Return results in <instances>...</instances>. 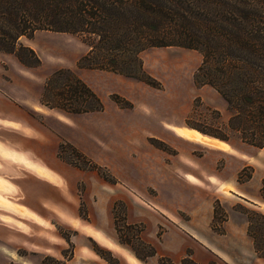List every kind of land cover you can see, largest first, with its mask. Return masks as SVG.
I'll return each instance as SVG.
<instances>
[{"label": "rangeland", "instance_id": "374dc122", "mask_svg": "<svg viewBox=\"0 0 264 264\" xmlns=\"http://www.w3.org/2000/svg\"><path fill=\"white\" fill-rule=\"evenodd\" d=\"M22 38L41 64L27 68L15 53L0 50V179L11 188L0 198L25 210L0 205V264H203L193 257L204 258L197 249L178 257L179 249L167 254L163 246L165 237L172 247L186 245L184 224L208 233L241 264H255L248 261L244 208L264 213V147L243 141L230 126L222 95L201 75L195 78L200 51L147 48L139 56L156 86L132 77L109 83L100 97L103 110L75 119L48 106L35 111L27 98L40 85L42 96L47 79L60 68L77 74L89 50L87 37L38 30ZM59 120L85 150L61 134ZM178 126L225 138L233 149L192 142L174 129ZM222 180L234 190L254 192L257 202L224 191L229 185Z\"/></svg>", "mask_w": 264, "mask_h": 264}, {"label": "trees", "instance_id": "16d2710c", "mask_svg": "<svg viewBox=\"0 0 264 264\" xmlns=\"http://www.w3.org/2000/svg\"><path fill=\"white\" fill-rule=\"evenodd\" d=\"M38 30L85 35L89 50L79 67L153 86L157 82L144 69L142 51L157 46L200 51L203 61L195 78L201 75L222 95L230 126L242 140L264 147V0H0L1 51L15 53L27 67L39 66L36 51L20 42ZM41 102L72 114L104 108L100 96L70 68L52 73ZM217 213L216 207L214 219ZM244 213L247 234L264 257V213L249 208Z\"/></svg>", "mask_w": 264, "mask_h": 264}, {"label": "crops", "instance_id": "0c3cea01", "mask_svg": "<svg viewBox=\"0 0 264 264\" xmlns=\"http://www.w3.org/2000/svg\"><path fill=\"white\" fill-rule=\"evenodd\" d=\"M77 69H78L77 70V75L84 82H86L100 97L103 96V91L106 89V87H108L106 85H108L109 83H113V82L120 83L122 81H127L126 80L127 78L134 81V79H132L130 77H127L125 75H122V74H119V73H116V72H113V71L102 70V69H94V68H81V67H78ZM27 81H30L29 78H27ZM42 90H43V85H40L39 86V91H37L35 96L34 97H29V99L27 98V101H30L32 103V104L29 103L28 105H30V107L35 109V111H40V110L43 109V106H46V105L42 104V102H41V97H42L41 96V91ZM121 94L123 96L127 97L126 94H123V93H121ZM127 98H129V97H127ZM93 113H96V112L76 114L75 115V117H76L75 119H79L80 117H83L84 115H90V114H93ZM10 123H16V122H9L8 124H10ZM59 123L61 125V130H62L61 134L64 137L69 138L71 140V142L75 143V145L77 147H79L80 149L85 150L84 147L81 146L80 143H78L76 138L71 139L72 136L68 135L70 132L73 133V129L67 124L68 125L67 127L70 130L68 131V128H67V130L63 131L62 125H63V123H65V121L64 120H59ZM190 175L194 176L195 178H199V177H197L196 175H193V174H188V177ZM190 183H191V181H190ZM192 183H194V182H192ZM220 184L229 185L234 190V187L232 186L230 181L222 180ZM234 192L237 193L239 196L244 197L245 198L244 200L246 202H248V203H251L249 201H252L254 203L257 202V199H256L257 197L255 196L254 192H249L248 191V193L247 192L243 193V192L238 191V190H234ZM231 194H233V193H231ZM15 215H17V214H15ZM22 218H26V217H22ZM26 219H29V218H26ZM29 220H32V219H29ZM32 221H34V220H32ZM44 225H47V224L45 223ZM247 225H248V221H247ZM171 226L172 225H170V227ZM183 228L186 229V231H183L184 232V236H185L184 239L186 240V245L182 246V247L179 246V248L172 247L171 246V241L166 240V237H165L164 242H163V246H164L165 250H167V254L168 253L172 254L171 251L175 252V251H178V249H179L178 257H181V256H184L186 254V251L188 249H192L193 252H194V249H197L199 254H202V256L204 255L203 256L204 258L201 259V258H198L195 254H193V257L199 263L207 264L211 260H213L214 257H217V258L223 260L227 264H241V262L238 259H236L235 257L231 256V253L225 251L222 247H220L216 243H214L213 237L208 235V233L206 234L204 232H201L198 229L193 228L189 224H184ZM97 232H100V231H95V233H97ZM100 233H102V232H100ZM246 233H247V228H246ZM92 235L95 237V234H92ZM249 238H250V247H249V253L248 254L250 255L251 258H248V261H250V262L252 261L255 264H264V257L258 256V254L256 253L255 248H254L253 240H252V238L250 236H249ZM172 256H174V255H172ZM178 257H176V258H178Z\"/></svg>", "mask_w": 264, "mask_h": 264}, {"label": "bare ground", "instance_id": "6f19581e", "mask_svg": "<svg viewBox=\"0 0 264 264\" xmlns=\"http://www.w3.org/2000/svg\"><path fill=\"white\" fill-rule=\"evenodd\" d=\"M182 137H184L185 139H188L190 141H196V142H199V143H203V144H206V145H210L214 148H217V149H221V150H232L233 148L227 144L226 142H224L223 140L219 139V138H216V137H212V136H209V135H206L204 133H202L201 131L197 130V129H193V128H189V127H181V126H178V127H175L174 128ZM6 157V156H4ZM34 169V171L40 175H44L46 176L48 179H51V180H54V177L48 173L46 171V169L42 166H34L32 167ZM233 188L230 187V186H224V191H227V192H231ZM0 192H11V188L7 187L5 184H4V181L0 179ZM0 205L2 206H5V207H8L12 210H15V211H24V208L22 206H15L13 205V203L9 202V201H4V200H1L0 198ZM28 213V211H27ZM17 225L19 227H23V225L21 223H17ZM75 226L77 227V224L75 223ZM96 237L103 243H108L106 238L104 237V235H102V233H97L96 234ZM102 243V244H103ZM108 246L111 247L113 250H117L119 251V248L118 246H116L115 244L109 242L108 243ZM133 262V261H132ZM134 263V262H133Z\"/></svg>", "mask_w": 264, "mask_h": 264}, {"label": "snow or ice", "instance_id": "6c2138e0", "mask_svg": "<svg viewBox=\"0 0 264 264\" xmlns=\"http://www.w3.org/2000/svg\"><path fill=\"white\" fill-rule=\"evenodd\" d=\"M2 147H3V146H2V145H0V150H2Z\"/></svg>", "mask_w": 264, "mask_h": 264}]
</instances>
